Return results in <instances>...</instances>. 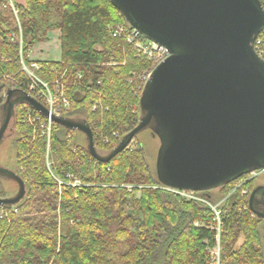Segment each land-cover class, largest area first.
Masks as SVG:
<instances>
[{"label": "trees", "instance_id": "16d2710c", "mask_svg": "<svg viewBox=\"0 0 264 264\" xmlns=\"http://www.w3.org/2000/svg\"><path fill=\"white\" fill-rule=\"evenodd\" d=\"M17 7L20 25L9 0H0V107L8 92L26 80L21 35L27 54L50 32L60 31L61 61L40 62L38 75L49 84L62 78L72 104L63 117L90 126L97 151L110 154L140 122L141 96L135 89L139 75L152 66L125 39L109 34L113 25L128 26L126 20L110 0H25ZM259 38L264 40V30ZM95 103L109 110L92 112ZM20 105L14 111L18 138L13 144L26 196L17 205L0 206L8 214L0 217V264H209L215 232L196 226L211 222L208 209L165 190L141 145L102 163L91 155L87 141H79L81 132L54 124L51 173L47 138L21 124ZM96 128L103 136L116 131L120 137L105 144ZM69 176L82 186H68ZM236 183L219 190L227 195ZM198 193L210 196V191ZM240 194L223 207L221 262L264 264V218L251 209L250 196ZM0 197L6 198L1 185ZM241 237L244 243L237 249Z\"/></svg>", "mask_w": 264, "mask_h": 264}, {"label": "water", "instance_id": "95a60500", "mask_svg": "<svg viewBox=\"0 0 264 264\" xmlns=\"http://www.w3.org/2000/svg\"><path fill=\"white\" fill-rule=\"evenodd\" d=\"M127 24L170 56L153 70L140 97L142 116L110 154H100L86 123L50 112L25 91L8 92L0 144L15 107L26 103L55 124L84 134L91 155L109 163L150 130L158 138L156 173L167 188L186 192L220 189L264 171V59L255 43L264 30L260 0H110ZM0 177L16 182L18 193L0 197L13 206L26 196L17 172L0 167ZM264 205V185L255 199Z\"/></svg>", "mask_w": 264, "mask_h": 264}, {"label": "built area", "instance_id": "2783aa9c", "mask_svg": "<svg viewBox=\"0 0 264 264\" xmlns=\"http://www.w3.org/2000/svg\"><path fill=\"white\" fill-rule=\"evenodd\" d=\"M109 34L113 38H123L127 41L129 45L133 47L138 52V55L152 64V66L141 73L138 77V84L135 89V95L141 96L146 83L150 79V76L157 65L163 62L170 56L168 50L164 47H160L157 44L151 41H144L140 34L136 33L135 30L131 29L128 25H114L109 28ZM12 40H16V37L11 34ZM255 50L257 54L264 59V40L259 38L255 43ZM20 63H21V72L25 75L26 80L18 82L17 88L25 91L29 96L36 99L40 102L49 112L50 116L63 117L64 114L68 113L71 110L72 104L71 100L67 95L66 85L62 82V78L56 79L53 83L49 84L42 80L39 77V72L42 71L43 67L40 62L37 61H26L23 53V39L22 35L20 37V51H19ZM82 76L79 74L78 78ZM100 85V82H98ZM19 119L21 124H27L33 128L35 132H40L42 136L47 138L48 151H50V142L53 131V125L55 124L51 117H45L38 111H36L30 105L23 103L19 106ZM99 110H109L108 107H104L101 103H95L92 106V112H97ZM96 134L99 135V138H102L105 144H108L111 140V137L114 139H119L120 135L118 132H113L111 137L103 136L98 128H96ZM264 172V171H262ZM259 172H253L249 175L256 176ZM247 175V176H249ZM247 176H245L247 178ZM245 177H243L245 179ZM71 183H68V186L79 187L82 186L81 181L75 179L73 176H69ZM241 178L240 180H243ZM253 178V176H252ZM251 178V179H252ZM250 179V180H251ZM238 180L237 182H239ZM246 180L242 183V186L248 183ZM62 185V182H59ZM237 184V183H236ZM241 186V185H240ZM165 190L183 194L186 196L192 195L194 198L196 192H186L178 191L164 187ZM16 212V210H14ZM7 212L4 209H0V217H7ZM223 225V223H222ZM219 233L215 232V241ZM216 247V246H215ZM214 247V248H215ZM214 256H218V253L214 251Z\"/></svg>", "mask_w": 264, "mask_h": 264}, {"label": "rangeland", "instance_id": "374dc122", "mask_svg": "<svg viewBox=\"0 0 264 264\" xmlns=\"http://www.w3.org/2000/svg\"><path fill=\"white\" fill-rule=\"evenodd\" d=\"M9 4L13 8L14 11V16L16 17L17 23L20 25L19 21V8L17 5H25V0H9ZM114 26V25H113ZM60 38H61V32L60 31H53L48 34L47 40L48 42L40 43L37 45L36 52L40 51V55L38 56L40 59H46L50 61H60L61 60V47H60ZM35 47V46H34ZM33 48V47H32ZM133 48V47H132ZM31 50V49H30ZM27 54H24V58L26 61H31L29 58V52ZM135 50V49H134ZM135 54L137 57L141 58L138 55V52L135 50ZM20 58V57H19ZM3 60H7L4 58ZM146 71V70H145ZM6 79V78H5ZM135 110V108H134ZM4 116V110L0 108V127H1V120L3 119ZM13 121L11 122V125L7 131V134L5 135L3 141L0 144V167L7 169L9 171L17 172L18 171V164H17V152L14 147V141L18 138V133L16 131H13ZM78 138L79 141L83 144L86 145V137L82 133H78ZM84 138V139H83ZM135 141L132 142V144L129 146L131 150H136L139 145L142 146V149L145 152L147 161L149 163V166L151 167L152 170H156V163H157V155L158 151L160 148V143L158 138L154 137L150 130H144L140 132ZM85 140V141H84ZM102 155H107L108 153L105 152H100ZM47 166L49 168V171L52 173V167H53V162L51 159V149L50 151L47 152ZM253 176V178H252ZM252 178V179H251ZM70 179V178H69ZM251 179V180H250ZM248 180L252 182L253 184L251 187H245L248 183L242 186V183L244 181ZM58 182H61L58 180ZM1 188L3 189L6 198H12L18 193V185L16 182L4 178L0 182ZM241 185V186H240ZM260 185H264V172H259L257 173L256 176L254 175H249L245 179L240 180L237 182V184L234 186V188L227 194L223 195L222 192H220L219 189L217 190H212L210 191V196L207 197L205 195L199 194L198 192L195 193L194 198L192 197L191 194L190 196L186 195H181L178 193V196H180L183 200L187 202H198L200 204H203L209 211L211 215V222L210 223H203V222H198L196 226L199 227H207L213 232L219 233V236L216 241V247L212 249H208L210 260L209 264H222V252H223V247L221 244L222 236L224 234V221H223V216L225 214V211L223 209L224 205L228 200L231 199L232 195L234 193H241V197H248L251 195L252 191L257 188ZM129 190L132 189L131 186L127 187ZM157 188V187H155ZM168 191V190H167ZM171 192V191H169ZM203 193V192H200ZM140 197V194L137 195ZM234 201V198L231 199ZM244 211L247 210V207L244 206L243 209ZM223 223V225H222ZM262 228V234H263V248H264V224L261 226ZM244 243V237H241L237 243L236 248L240 249V247ZM214 251L218 253V256H214Z\"/></svg>", "mask_w": 264, "mask_h": 264}, {"label": "crops", "instance_id": "0c3cea01", "mask_svg": "<svg viewBox=\"0 0 264 264\" xmlns=\"http://www.w3.org/2000/svg\"><path fill=\"white\" fill-rule=\"evenodd\" d=\"M48 42V41H46ZM60 47H61V43H60ZM36 48H37V45L33 48H31L30 52H29V58L31 61H37V62H60V61H50V60H46V59H40L38 56L40 55V51H37L36 52ZM62 55V53H61ZM84 139V138H83Z\"/></svg>", "mask_w": 264, "mask_h": 264}, {"label": "flooded vegetation", "instance_id": "af4514ba", "mask_svg": "<svg viewBox=\"0 0 264 264\" xmlns=\"http://www.w3.org/2000/svg\"><path fill=\"white\" fill-rule=\"evenodd\" d=\"M263 186V185H260ZM253 207L256 211H258L259 213H264V205L261 199H255L253 202Z\"/></svg>", "mask_w": 264, "mask_h": 264}]
</instances>
